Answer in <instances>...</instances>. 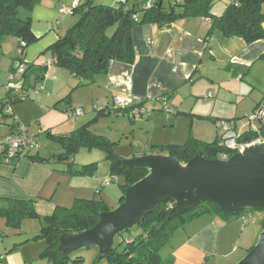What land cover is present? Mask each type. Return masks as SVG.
I'll return each instance as SVG.
<instances>
[{
  "label": "crops",
  "instance_id": "obj_1",
  "mask_svg": "<svg viewBox=\"0 0 264 264\" xmlns=\"http://www.w3.org/2000/svg\"><path fill=\"white\" fill-rule=\"evenodd\" d=\"M82 1L40 0L29 11L20 9V17L30 16V29L36 38L25 50V64L43 65L49 60L46 49L77 20L73 10L62 14L60 8H74ZM90 1L112 7L124 1L143 5L155 0ZM226 4L214 11L213 0L210 14L221 16ZM6 39L0 40V55L7 56L12 64L17 54V39L15 50L8 49L9 53L6 52ZM131 39L135 52L132 64L110 61L105 73L97 75L92 83L78 87L77 77L64 68L50 66L42 82L29 81L32 87L27 97L30 94L31 100L26 106L19 107V100H12L13 113L23 123L27 121V109L45 108L52 112L51 117H56L46 123L51 126L50 132L53 128H61L62 124H69V129L59 133L65 136L98 118L91 113L94 100L101 104L94 106L100 108L112 104L113 98L118 96L132 97L133 104L143 101L145 106L152 108L149 119H141L138 123L144 127L152 123L159 134L163 131L169 134L152 145L183 144L189 137L211 142L218 136L215 126L218 120H234L238 129L248 128L247 125L239 127L236 119L249 115L264 95L253 103L247 100L254 88V78L264 74V61L260 59L264 53V38L248 44L240 37H226L218 29H211L210 18L193 16L169 24H136L131 28ZM11 64L5 77L0 79L1 86L8 80ZM68 93V103L60 102ZM1 94L6 96L4 88ZM160 97L167 99L172 113L161 109ZM243 105L247 108L240 110ZM65 106H79L89 112L84 117V110V116L74 122H63L59 120V113ZM11 124V118L3 119L0 128L4 131L0 137L12 131ZM135 124L131 122L132 127ZM96 126L97 123L92 125ZM94 133L110 140L108 134ZM42 150L29 151L28 155H21L9 163L0 159V198L31 201L40 217L51 215L57 206L69 207L76 199H101L110 209L117 206L122 195L119 178L112 181L110 162L104 152L98 149L76 152L71 158L74 167L96 163L95 175L77 176L67 171L66 162L55 157L62 148L50 149L46 155L40 154ZM34 156L36 158H32ZM104 181L108 183L103 185ZM257 218L253 223H244L237 218L225 220L212 211L204 213L174 230L168 240L170 245L162 255H171L172 264H236L254 246L262 231L256 223ZM36 232H18L0 222V264H27V254L18 245L32 239ZM13 233L16 236H12Z\"/></svg>",
  "mask_w": 264,
  "mask_h": 264
},
{
  "label": "trees",
  "instance_id": "obj_2",
  "mask_svg": "<svg viewBox=\"0 0 264 264\" xmlns=\"http://www.w3.org/2000/svg\"><path fill=\"white\" fill-rule=\"evenodd\" d=\"M39 1L0 0V40L4 37L17 39V54L13 61L20 60L23 62L27 46L36 39L30 29V16L20 17V9L24 8L29 11ZM262 2L263 0H237L236 5L227 3L222 15L216 17L210 14L213 0H174L168 8L162 5L161 0L151 2L149 8L145 7L147 2L139 5L124 1L111 7L96 5L90 0H83L81 4L72 9L73 13L77 15L76 22L56 42L50 45L46 52L50 55L49 60L52 65L66 69L80 80L77 87L87 85L92 83L97 75L106 72L110 61L126 64H132L135 61L131 28L136 24H169L185 17H208L211 19V29H218L226 37H240L249 44L264 38ZM260 59L264 61V53L261 54ZM23 65L21 83L22 89L27 93L28 89L32 87L29 81H33V84L42 82L47 66L46 63L41 65L33 62L30 64L23 62ZM69 100L70 93L65 95L60 102L68 103ZM0 103L5 104L2 101ZM10 105L12 108V102ZM141 105H144L143 101L114 110H109L108 105H106L95 110L97 112L96 118L110 113H121L129 116L131 110ZM69 108L71 107L65 106L63 110L66 111ZM14 115V113L11 116L4 115L3 119L5 117L13 119ZM11 128H13V122ZM258 136L264 139V124L260 126L259 134L248 131L244 132L239 139L245 142ZM50 139L62 148V151L55 157L61 162H66L68 164L67 171L77 176L95 175L96 163L74 167L71 158L76 152L80 149H98L104 152L110 162L112 181H115L116 178L123 180L121 184L119 183L122 193L119 203L123 201L126 187L143 178L148 172L144 167L124 163L123 158L113 151V146L116 144L104 136L95 134L90 129L89 123L78 127L68 135L50 136ZM152 148L158 149L156 152L160 154L175 156L181 163L189 161L196 152H200L205 159L218 158L222 152H227L228 155L234 153L219 145L218 136L211 142L189 137L183 144L152 145ZM28 154L29 152H25L18 155L26 156ZM172 207V200H164L155 211L146 215L133 227L140 229L136 236H124L120 233L118 244L120 246L122 243L123 247L120 248L118 244L114 243L111 251L104 257L106 264H172L173 257L162 255L160 250L177 228L211 211L218 213L225 220H229L231 218L239 219L242 213H249L251 210L257 209L242 208L227 212L222 211L215 204L202 202L186 213L168 219L167 216ZM108 210L110 208L101 199H76L71 206H57L51 215L40 217L35 212L31 201L0 198V217L5 219L6 225L17 229L20 226V221L24 218L40 219L41 228L32 239H45L46 247L41 253V257L52 261L53 264H66L70 259L69 256L61 255L58 250L60 234L80 232L93 227L99 221V214ZM262 211L264 214V210ZM250 214L252 213L250 212ZM263 227L264 215L262 229Z\"/></svg>",
  "mask_w": 264,
  "mask_h": 264
},
{
  "label": "water",
  "instance_id": "obj_3",
  "mask_svg": "<svg viewBox=\"0 0 264 264\" xmlns=\"http://www.w3.org/2000/svg\"><path fill=\"white\" fill-rule=\"evenodd\" d=\"M131 166L148 170L126 187L123 201L99 214V221L80 232L58 237V250L69 256L82 247H94L99 259L111 251L115 237L137 225L162 201L172 200L167 218L186 213L202 202L222 211L242 208L264 210V139L244 147L226 159H205L200 152L186 163L166 154L123 158ZM236 264H264V227L254 246Z\"/></svg>",
  "mask_w": 264,
  "mask_h": 264
},
{
  "label": "rangeland",
  "instance_id": "obj_4",
  "mask_svg": "<svg viewBox=\"0 0 264 264\" xmlns=\"http://www.w3.org/2000/svg\"><path fill=\"white\" fill-rule=\"evenodd\" d=\"M173 1L174 0H162V5L165 8H168L173 3ZM226 3H228V0H215V5L213 7V10L216 11L220 9ZM261 11L264 13V0L261 3ZM6 45H7V50H6L7 53H9V50L14 51L15 50V38L7 37ZM16 50H17V46H16ZM4 56L0 55V79L5 77L7 69L9 68L11 64L7 56L5 57ZM253 85H254V88L250 90L251 94L249 98L247 99L249 100V102H252V103L253 101H256V99L261 98L262 94L264 93V74H263V77L256 76L254 78ZM2 86L0 85V99L3 98L1 94V92H3ZM30 100H31V96L29 94V96L26 97L24 100H19V103H18V105H20L19 107L26 106L28 104V101ZM94 105L101 106V104L96 102V100H94L92 108ZM245 108H247L246 105L245 106L243 105L241 106L240 110H244ZM84 110H85V116L84 114L82 116L86 117L87 116L86 112H89V111L87 110V108ZM93 112L97 114V112L93 110L91 111L92 115H94ZM51 114L52 112H50L49 110H46L45 108H42V110H38L35 107H30L29 109H27V116H26L27 121L26 122L23 121V124L26 125V127L28 126L27 127L29 129L28 132L34 133L37 135L39 146L40 148L43 149L40 152L41 155L42 154L46 155L50 151V149H53L52 151L60 150L61 147L58 143H56L53 140L50 141L49 139L50 133L52 134L53 137H58L59 135H62L59 133H64V131H66V129H69L68 127H70L69 124H65V125L62 124L61 128H53L52 132H50L49 129L51 126H46V123H50L51 121L56 119V117H51ZM59 114L61 115V116L59 115V120H62L63 122L64 121L74 122L78 118L82 117L80 116L77 118H69L67 115V112L64 110ZM247 116L248 115L240 116V118L236 119L238 121L239 127L248 124ZM141 119H144L145 121V120H148L149 117L148 116L135 117L134 120H132L127 114L110 113L107 115L105 114V115L98 116L97 119L89 123V127L91 130H94V132L96 133H103V135L108 134L110 136V141L116 144L113 146V151L115 153L118 152V154L122 155V158H129L132 156H139V155H145V154H160L158 152H149V151L158 150L156 148H152V144H155V141H160L159 139H162L161 138L162 136L166 137L169 134L164 131L163 133L159 134L160 132L159 129L157 128L156 130H154L155 129L153 128L154 124L152 123H150L146 127H144L143 125H140V123L138 122ZM131 122H136L134 127L131 126ZM94 123H97V126L93 128L92 125ZM256 124L258 123L254 122V125ZM3 131L4 130L0 128V135L3 133ZM179 141L184 142L185 140H179ZM118 181H119L118 183L120 184L123 182L122 178H119ZM250 212L254 216L255 220L257 216L259 215L256 223L259 225L257 226L262 229V219L264 215L263 211L253 209ZM0 222L5 223V219L3 217H0ZM20 224L22 225V227L19 226L16 229L18 230V232L37 231L36 232L37 234L41 228V221L38 219H33V218H24L20 221ZM139 232H140V229L136 227L133 229L125 230L120 235L134 237ZM12 236H16L15 233H13ZM115 238H116L115 243L118 244V242L120 241L119 235H117ZM169 245L170 243L167 242L160 250V253L162 254L168 248ZM18 246L20 248L23 247L22 250L26 252L27 257H28L27 264H53L52 261H49L48 259L41 257V253L46 247L45 239L43 238L29 239L26 242ZM119 247L122 248L123 244L121 243ZM69 258L70 259L66 264H106V261L104 259L98 258L97 250L94 247L79 248L75 252L71 253L69 255Z\"/></svg>",
  "mask_w": 264,
  "mask_h": 264
},
{
  "label": "built area",
  "instance_id": "obj_5",
  "mask_svg": "<svg viewBox=\"0 0 264 264\" xmlns=\"http://www.w3.org/2000/svg\"><path fill=\"white\" fill-rule=\"evenodd\" d=\"M228 3L233 5L237 4V0H228ZM151 2L148 1L145 4V7L149 8ZM73 8L65 7L60 8V13H71ZM21 44H23L21 42ZM47 68L52 65V62L49 60L46 62ZM24 65L20 60H14L12 62V70L8 74V80L3 85L5 91V97L1 98L0 101L5 102L4 105L0 103V123L2 122L4 115H12L13 110L10 103L12 100H24L27 96V93L22 89L21 83V74L23 73ZM210 96V94L208 95ZM134 98L132 97H118L113 98L112 104L108 105L109 110L122 109L133 105ZM140 101H138L139 103ZM159 104L161 109L167 113H172L173 109L168 103L165 97L159 98ZM94 110H99L101 108L94 106ZM152 108L141 105L135 107L129 113V117L134 119L135 117L149 116L152 112ZM69 118H77L84 114V111L80 107L69 108L66 110ZM248 119V128L246 130L238 129L234 120H218L215 122V126L218 130L219 145L222 148L227 149L229 152H238L241 151L244 147L254 144L255 142L262 140V137H256L250 141L242 142L240 141V136L244 132H252L259 134L260 126L264 124V98L255 106L253 111L247 116ZM13 128L12 131L0 138V159L3 163H9L14 160L18 154H23L29 151H37L40 149L38 137L34 133H29L26 125H24L16 115L13 116ZM254 122L258 123V127L254 125ZM230 155L227 152H222L218 157L219 159H226ZM108 181H104L103 185L107 184ZM239 220L244 223L254 222L255 219L250 212L242 213L239 216Z\"/></svg>",
  "mask_w": 264,
  "mask_h": 264
}]
</instances>
